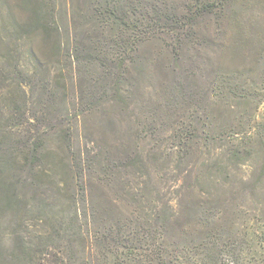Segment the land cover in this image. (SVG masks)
I'll use <instances>...</instances> for the list:
<instances>
[{
  "label": "rangeland",
  "instance_id": "rangeland-1",
  "mask_svg": "<svg viewBox=\"0 0 264 264\" xmlns=\"http://www.w3.org/2000/svg\"><path fill=\"white\" fill-rule=\"evenodd\" d=\"M69 1L45 25L0 0V264H103L87 258L101 220L122 219L139 247L162 222L166 243L194 239L208 214L227 249L184 264H264V0L195 23V0H129L130 29L98 28L86 0L65 19ZM120 41L125 72L77 62ZM72 152L115 167L87 174L83 200Z\"/></svg>",
  "mask_w": 264,
  "mask_h": 264
},
{
  "label": "trees",
  "instance_id": "trees-1",
  "mask_svg": "<svg viewBox=\"0 0 264 264\" xmlns=\"http://www.w3.org/2000/svg\"><path fill=\"white\" fill-rule=\"evenodd\" d=\"M58 0H23L22 8L31 12L33 19L36 22L43 23L45 25L57 24L59 17L55 10V4ZM90 7V14L87 19H92L98 28L105 25H121L130 29L131 16H134L135 11L132 9L133 3L129 0H86ZM235 0H195L189 9L187 20L194 22L204 16H219L218 10L221 11L222 17H224V10L226 7ZM73 0L69 1V9H65L63 17L65 19H72L75 11L73 10ZM129 5V6H128ZM218 9V10H217ZM154 17L152 20L158 17L159 11L152 9ZM151 11L147 12L150 14ZM190 18V19H189ZM176 17H169L168 20L175 21ZM120 27V26H119ZM105 28V27H104ZM122 30H125L123 28ZM102 31V30H101ZM103 32V31H102ZM144 42L142 38L136 37L131 43L130 51L137 52L140 45ZM96 43L91 47L93 53H89V58L82 62L77 60L79 64L85 68H107L109 65L114 64L120 72H125L128 62L125 59V42L120 41L114 44V48L119 50V53H108L107 50L103 51L98 48ZM35 150H32L33 153ZM68 168L71 174V179L75 188L81 191V199H86L87 174L99 170L104 175L111 176L115 170L113 164L108 159H103L101 155L82 157L79 153L72 152L68 157ZM102 182V179H99ZM84 202V201H83ZM80 203V202H79ZM91 202L89 201V204ZM93 207V204H90ZM75 215L72 218V223H75L79 217L80 211L75 208ZM211 216L208 214L203 216V219L198 222V226L201 228L198 233V237L194 239L184 238L181 240V246L172 242L166 243V227L163 222L154 227H147L146 239H142L139 242V247H135L137 240L126 238L121 234V230L125 226V222L122 219L116 221L101 220L97 224L99 229L98 237L87 240L88 246L93 249L92 252H88L87 258L90 262L98 258L101 259L103 264H184L186 261L194 258L193 255L200 252H210L215 244L219 243L215 235L216 227L211 221ZM157 224V223H156ZM194 230V232H195ZM190 235L188 231L184 235ZM80 244H85V239L78 238L72 242L77 241ZM71 242V241H70ZM156 245L150 248L151 244ZM158 242V243H157ZM75 244V243H74ZM173 246L171 248L169 245ZM176 245V247L174 246ZM75 246V245H74ZM226 241L219 243V248L223 251L227 249ZM140 251V253H138ZM95 252V254H94ZM99 253L100 255L96 254ZM140 254V256H139ZM143 254V255H141ZM97 258V259H98ZM212 258V257H211ZM207 264H212L213 260L207 261Z\"/></svg>",
  "mask_w": 264,
  "mask_h": 264
}]
</instances>
